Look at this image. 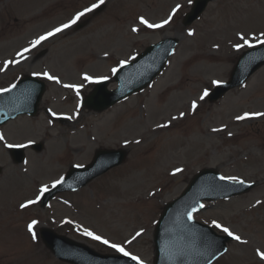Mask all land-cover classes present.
Listing matches in <instances>:
<instances>
[{"label":"rangeland","instance_id":"1","mask_svg":"<svg viewBox=\"0 0 264 264\" xmlns=\"http://www.w3.org/2000/svg\"><path fill=\"white\" fill-rule=\"evenodd\" d=\"M37 1L43 0H9L0 5V67L8 60L19 61L0 71V89L33 73L48 72L60 80L56 83L40 75L47 91L38 114L19 116L0 128L8 143L31 139L45 144L42 152L27 147V164H18L0 141V264H69L56 259L44 245L43 226L96 251L113 252L84 235L87 228L152 264L156 222L165 204L204 168L257 182L240 196L211 202L195 216L211 226L215 220L247 241L228 242L227 253L214 264H264L256 255L257 249L264 251V116L236 119L245 112H264V67L215 103L198 99L204 88L214 87L213 80L229 79L240 54L248 48L237 51L233 47L242 43L237 33L247 34L255 44L253 34L259 37L264 32V0H211L190 26L182 21L194 0H106L65 33L42 41L20 57L17 53L30 48L31 41L45 31L98 2L49 0L44 6L26 5ZM177 4L184 5L163 28L149 29L138 22L141 15L160 22ZM211 16L220 22L205 23ZM133 27L140 30L133 32ZM165 36L178 37L180 42L153 85L100 113L81 105V99L95 87L83 79L85 73L108 77L112 90L116 83L111 70ZM66 84L81 86L79 95ZM194 99L199 105L195 112L191 110ZM48 109L67 113L71 119L55 120ZM181 113L186 115L183 119ZM173 117L179 119L173 126H159L172 123ZM123 123L134 128L122 129ZM142 135L145 141L132 142ZM99 148H124L128 155L121 165L80 191L59 195L45 207L40 202L27 209L19 207L35 199L41 185L51 187L71 165L90 163ZM177 168L182 171L175 172ZM32 220L38 221L35 241L27 230ZM137 232L142 234L132 240Z\"/></svg>","mask_w":264,"mask_h":264},{"label":"water","instance_id":"2","mask_svg":"<svg viewBox=\"0 0 264 264\" xmlns=\"http://www.w3.org/2000/svg\"><path fill=\"white\" fill-rule=\"evenodd\" d=\"M209 1L197 0L193 11L187 15L185 24L192 23L203 12ZM177 42L176 39H166L148 48L138 56L135 62L126 65L117 73L118 90L109 92L106 82L102 83L85 104L101 111L131 93L145 88L162 71ZM262 65H264V48L246 52L234 70L232 81L218 87L212 93L210 100H217L229 88L243 83ZM44 90V82L38 81L34 77H26L12 91L0 93V125L22 113L35 114ZM14 152L17 153L15 160L21 162L24 157L22 150H14ZM125 156L126 152L124 151H99L91 166L72 169L64 183L54 191L47 193L44 202L50 200L52 194L57 191L77 189L85 185L93 177L121 163ZM221 183L222 180L215 171L205 170L194 178L179 200L167 206L155 233L157 249L155 264H173L167 259L166 248L169 251L184 249L189 253L182 260L176 261L175 264H206L205 256L198 253L206 251L205 244L209 241L215 242V247L211 249L214 255L208 258L213 261L223 252V249L226 248L227 237L219 236L210 227L201 225L194 219L189 221L187 218V212L193 206L199 209L203 199H216L227 195L223 193L224 184ZM244 186L226 185L236 193L244 191ZM41 232L46 245L56 256L65 261L74 264H137L129 257L100 254L85 244L61 236L51 229L43 228Z\"/></svg>","mask_w":264,"mask_h":264},{"label":"snow or ice","instance_id":"3","mask_svg":"<svg viewBox=\"0 0 264 264\" xmlns=\"http://www.w3.org/2000/svg\"><path fill=\"white\" fill-rule=\"evenodd\" d=\"M106 2V0H98L97 3L92 4L90 7H86L83 9V11H79L76 13V15L69 20L67 23H64L62 25H60L59 27H56L54 29H52L49 32H46L44 35L39 36L37 39L31 41V47L30 48H24L21 52H18L17 55L20 57H24V53L30 52L32 48H36L38 45H40L42 43V41H45L47 39H49L52 36H55L56 34L64 31L65 29H68L70 27H72L73 25H75L80 19L81 17L85 16L87 13L93 12L95 9H98L101 5H103ZM192 0H188V3H191ZM182 7V5L177 4L175 8H173L171 10V13L168 15V17L164 20H162L160 23H153L150 22L148 19H146L144 16H140L138 18V22L140 25H143L149 29H158V28H163L164 26L170 24L173 20V17L176 15V13L180 10V8ZM140 29L137 27H133L132 31L133 32H138ZM194 33L190 30L188 32V35H193ZM237 35L239 36L240 41H242V43H237L234 44L233 47L239 51L240 49L244 48V47H248V48H252L255 47L256 44L259 45H264V32H261L259 34V37H257L255 34H253V36L251 37V40L255 41V44H253L249 37L247 36V34L245 33H237ZM218 47V46H217ZM105 56H107V53H105ZM26 58V57H25ZM19 63L18 60H8L4 62V65L2 67H0V71H6L9 65L12 64H16ZM127 63V61H120V65L124 66ZM113 75H115L118 71V68H113L112 70ZM33 75L36 76H40L43 75L45 78H47L48 80H52L55 81L56 83H60V80L58 77L50 75L48 72H44V73H33ZM83 79L85 81H89L92 83H100L101 81L107 80L108 77L106 76H101V77H93L88 75L87 73L84 74ZM223 83V81L221 80H213L211 82L212 86H220ZM65 87L68 88H74L76 89L77 95H79V90L81 86L78 85H71V84H66L64 85ZM16 85L13 84L10 88H4V89H0V93L2 92H10L12 91L13 88H15ZM209 89L208 88H204L202 94L199 95L198 99L200 101L205 100L208 96H209ZM198 103L197 100L194 99L191 101V110L193 112H195L198 108ZM51 111V110H49ZM53 116H56L55 112H52ZM181 117H183L185 115V113H181L180 114ZM264 116V112H252V113H248L245 112L243 115H238L236 116L237 120H245L248 118H252V117H262ZM69 119H71V117H68ZM172 119H177V117H173ZM51 122V121H50ZM160 127H167L168 125H159ZM213 131H218V129H213ZM231 135V134H230ZM0 141L4 142V147L6 148H27L29 147L31 144H33L35 141L34 140H28L27 143H8L5 140V136L3 133H0ZM127 143V142H126ZM136 143H139V141H136ZM25 164H27V161H25ZM76 167H82V165H76ZM25 171H27V169H24ZM182 171V169H175V172H180ZM175 172L173 174H175ZM221 180H228L230 182H232L233 184H238V185H243L246 182L243 179H240L236 176H221L220 177ZM64 183V178L61 177L60 179L54 180L51 184V188H56L58 185ZM50 191L49 185L48 184H43L39 187L38 189V193L35 196V199H28L25 202L21 203L19 205V207L21 209H27L28 207H30L31 205L37 204L41 201V199L43 198V196ZM261 203L260 201H257V204ZM204 205H200V208H203ZM198 209L193 206L188 212H187V218L189 221L193 220V212L197 211ZM38 221L37 220H32L31 223H29L27 225V230L28 232L31 234V238L32 240H36L37 239V234L35 229V226L37 225ZM212 226L219 229L221 232H223L224 234H226L228 237H230L232 240H235L241 244H246L247 241L242 239V237L236 233H234L229 227H225L222 224L218 223L217 221H212ZM83 234L91 237L94 240L100 241L105 245H109L111 248L115 249L117 252L121 253L122 255L129 257L131 260L136 261L137 264H144V261L141 260L138 256L133 255L131 252L127 251L121 244H116V243H110V241H108L107 239H104L103 237L96 235L95 233H93L92 231L88 230L87 228H85L83 230ZM142 234V232H137L135 234V236L132 237V240H135L137 237H139ZM132 241H128V243H131ZM215 247V242H207L205 244V252H200L198 253L199 255L205 256L206 258V264H212V260L210 258H208L211 255H214V253L211 252V249ZM167 259H169L170 261L173 262V264H175L176 261L178 260H182V258L186 257L189 253L184 250V249H177L175 251H169L167 250ZM228 251L227 248L223 249V252L220 253V255H223L224 253H226ZM256 255L259 257V259L261 261H264V251H260L259 249L256 250Z\"/></svg>","mask_w":264,"mask_h":264},{"label":"bare ground","instance_id":"4","mask_svg":"<svg viewBox=\"0 0 264 264\" xmlns=\"http://www.w3.org/2000/svg\"><path fill=\"white\" fill-rule=\"evenodd\" d=\"M7 1H9V0H4V1H0V5H3L5 2H7ZM43 1H45V2H43ZM43 1H37V2H35V3H29V4H26V5H29V6H32V8H34V6H44L45 4H47V1H49V0H43ZM163 2V3H166L168 0H159V2ZM159 2H157L158 4H159ZM35 7V8H36ZM219 17H216V16H211V17H209V18H207L206 20H205V23H207V24H216V23H218V22H220L219 21V19H218ZM63 33H65V31L64 32H62L61 34H63ZM190 100V99H189ZM188 102V101H187ZM122 129L123 128H126L127 130H132L133 128H134V126H131V124H128L127 123V125L125 124V123H123L121 126H120ZM137 139H139V140H143V135L142 136H138L137 138H135V139H133L134 141L135 140H137ZM196 140L198 139V138H195ZM143 141H145V140H143ZM59 148H60V146H59Z\"/></svg>","mask_w":264,"mask_h":264}]
</instances>
